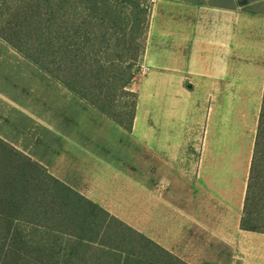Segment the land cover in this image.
Here are the masks:
<instances>
[{"label":"rangeland","instance_id":"374dc122","mask_svg":"<svg viewBox=\"0 0 264 264\" xmlns=\"http://www.w3.org/2000/svg\"><path fill=\"white\" fill-rule=\"evenodd\" d=\"M171 1L106 0L114 10L112 15L131 18L139 14V10L140 24L121 29L113 21L107 34L114 39L101 41L94 51L95 59L99 62L118 59L122 67L121 81L131 74L135 76L131 91L138 96L140 128L152 126L151 117L159 113L164 117L169 115L174 121L182 120L185 130L193 128L196 142L225 139L224 134L231 128L232 137L252 146L264 89V50L258 54L261 70H242L256 74L254 84H192L188 79L177 84L179 77L185 75L183 48L164 42L166 31L172 29L173 24L179 28L182 24L180 7L176 8ZM83 2L85 0H32L21 9L15 7L13 0H0V22L5 26L2 30L7 27L5 32L9 34L8 26H15L17 20L28 15L33 18V24L23 31L27 37L36 39L35 42L41 28L50 23L55 24L58 35L63 38L67 20L74 21L71 32L81 34L79 26L83 17L92 15L95 20L102 15L84 10ZM89 31L95 33L93 28ZM115 46L117 50L113 49ZM150 47L154 51L149 57L159 54L163 64L171 66L169 69L148 63L146 50ZM166 59L170 63H166ZM62 67L58 53L57 77H52L0 39V137L110 214L165 247L167 198L180 203L182 180L184 177L197 179L201 166L198 156L202 150H192V162H182L164 151L150 149L64 87L59 81ZM162 78L169 80L175 96L174 105L170 107L160 108L162 103L151 99L156 92L150 82ZM115 98L117 105L133 99L126 91H117ZM120 118L127 123L125 115ZM236 167L240 173L241 159L236 160ZM176 249L183 252L180 240ZM206 249V254L195 260L197 264H226L224 250L218 253L215 245H208Z\"/></svg>","mask_w":264,"mask_h":264},{"label":"trees","instance_id":"16d2710c","mask_svg":"<svg viewBox=\"0 0 264 264\" xmlns=\"http://www.w3.org/2000/svg\"><path fill=\"white\" fill-rule=\"evenodd\" d=\"M13 1L16 8L22 9L32 0ZM105 2H83L84 10L102 15L95 20L92 15L83 17L81 34L71 32L73 20H67L63 38L54 23H45L35 42L23 31L33 24V18L27 15L15 26H8L9 34L5 32L7 27L2 30L5 26L0 22V39L55 78L60 53L63 67L59 81L64 87L131 134L138 99L137 93L131 91L135 76L131 74L121 81L119 60L99 62L94 51L101 41L114 39L107 34L113 21L121 29L138 27L140 11L131 18L112 15L114 10ZM92 28L95 33L89 31ZM117 91H126L133 99L117 105ZM122 115L127 123L120 118ZM240 226L264 233V89ZM0 264L189 263L0 137Z\"/></svg>","mask_w":264,"mask_h":264},{"label":"crops","instance_id":"0c3cea01","mask_svg":"<svg viewBox=\"0 0 264 264\" xmlns=\"http://www.w3.org/2000/svg\"><path fill=\"white\" fill-rule=\"evenodd\" d=\"M171 3L180 7L182 17L181 27L173 24L164 41L183 48L185 75L178 76L177 84L185 79L192 84L256 83L255 73L242 70L262 68L258 54L264 50V0H172ZM153 51L152 47L146 50L148 63L169 69L171 66L163 64L159 54L149 57ZM168 81L162 78L150 82L156 92L151 99L160 101V108L174 105L175 96ZM139 113L137 105L131 135L150 149L164 151L182 162H192V150H202L197 179L182 180L180 203L167 198L165 248L189 264H197L195 260L206 254L208 245L217 246L218 253L223 250L227 253L226 264H264V233L243 230L240 226L254 143L248 147L245 141L235 139L231 128L224 134L225 139L196 142L193 128L185 130L182 120L174 121L158 112L151 117L152 126L140 128ZM239 159L240 173L236 167ZM179 240L182 253L176 249Z\"/></svg>","mask_w":264,"mask_h":264}]
</instances>
